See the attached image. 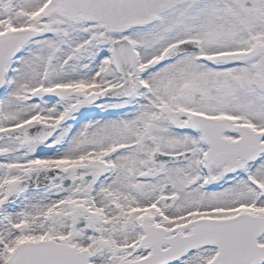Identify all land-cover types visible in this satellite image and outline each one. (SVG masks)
<instances>
[{"label": "snow or ice", "instance_id": "6c2138e0", "mask_svg": "<svg viewBox=\"0 0 264 264\" xmlns=\"http://www.w3.org/2000/svg\"><path fill=\"white\" fill-rule=\"evenodd\" d=\"M0 264H264V0H0Z\"/></svg>", "mask_w": 264, "mask_h": 264}]
</instances>
